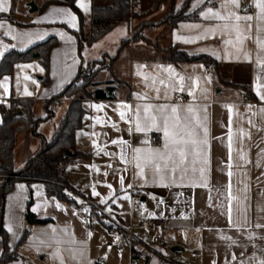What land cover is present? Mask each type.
I'll return each mask as SVG.
<instances>
[{
    "label": "crops",
    "instance_id": "0c3cea01",
    "mask_svg": "<svg viewBox=\"0 0 264 264\" xmlns=\"http://www.w3.org/2000/svg\"><path fill=\"white\" fill-rule=\"evenodd\" d=\"M47 1L0 0V7L7 9L0 14L12 18L0 19V62L11 50L24 52L49 39L57 42L49 56L48 84L43 83L45 71L37 59L15 64L10 75L0 78V105L10 99L29 101L35 118L45 116L44 104L72 81L81 61L85 63L75 38L56 26L63 24L77 31L78 17L68 7L46 5ZM183 1L175 7H181ZM30 2L37 8L34 13L29 12ZM136 2L139 16L127 24L126 38L140 24L158 23L160 19L151 17L164 5L143 15L152 4L139 9ZM75 4L87 28L91 0H75ZM261 4L264 0H238V6L231 0H191L185 14L195 19L181 21L174 28L147 27L142 33L161 48L177 46L190 56L213 58L221 64L224 79L249 86L251 98L243 90L218 84L201 63L165 62L162 52L145 42H131L120 52L113 63L115 76L100 74L102 82H122L115 99L83 102L86 115L75 142L89 159L65 166L79 207L48 197L41 184L16 183L7 194L2 224L8 246L18 256L13 264H131L133 260L138 264H264ZM244 6L250 13L241 12ZM68 13L75 17V27ZM236 15L251 20L237 21ZM110 32L85 47L99 45ZM87 58L86 63L95 60L91 54ZM176 93L185 101L177 102ZM242 94L246 99L240 98ZM69 103H57L53 117L40 123L36 134L16 132V170L40 150L43 139L50 140ZM149 105L152 107L146 111ZM161 105L168 106L163 113ZM172 107L177 108L175 113ZM165 117L170 133H175L167 147L162 131ZM138 122L144 131L137 130ZM181 139L189 142H173ZM192 139L197 143L192 144ZM29 190L31 213L49 223L26 222ZM94 204L99 208L92 213ZM149 218L164 219L167 225L135 229L132 244L127 243V228ZM112 223L120 226L118 234L108 232ZM24 230L27 236L18 245ZM172 247L179 249L175 258Z\"/></svg>",
    "mask_w": 264,
    "mask_h": 264
},
{
    "label": "trees",
    "instance_id": "16d2710c",
    "mask_svg": "<svg viewBox=\"0 0 264 264\" xmlns=\"http://www.w3.org/2000/svg\"><path fill=\"white\" fill-rule=\"evenodd\" d=\"M178 1L152 0L151 7L144 11L143 15L156 11L165 2H170L171 4V9L158 23H144L137 26L129 38L120 42L117 53L114 56L104 54L101 59L87 63L81 61L72 81L56 94L51 101L44 104L45 116L43 118L34 117L32 103L29 101L10 99L6 105H0V264H13L18 260L15 250H10L8 246L7 234L2 224L6 196L16 183H24L28 187L33 184H41L48 197L68 203L75 208L79 207L73 200L72 193L74 190L68 182L65 166L73 160L89 159V155H84L77 150L75 142V134L81 128L83 118L86 115L83 102L86 100H105L106 95L110 93H113V98L115 99V91L118 86L122 85V82H102L100 74L105 72L110 76H115L113 63L120 52L131 42L142 41L148 46L161 51L164 61L169 64L201 63L206 69L212 71L218 84L243 90L251 98L249 86L233 84L224 79L221 64L213 58L206 55L190 56L177 46L161 48L143 36L144 28L161 25L174 28L181 21L196 18L185 14L191 0H184L182 6L176 8ZM51 4L66 6L78 17L80 28L77 31L71 30L63 24L56 25L64 28L75 38L78 52L84 46H90L100 40L116 26L129 24L132 18L139 16L135 12L136 0H91V18L87 28H85L84 18L76 7L75 0H48L46 2V5ZM0 19L12 20L11 16L5 14H0ZM56 44L55 39H49L24 52L9 51L0 62V78L10 75L15 64L37 59L45 71L43 83L48 84L49 56ZM63 100H69L70 103L50 140L46 141L43 139L40 150L26 160L22 169L16 170L13 162L16 132L30 130L36 134L38 125L51 119L53 117V107ZM31 204L32 193L29 190L25 211L26 222L28 224L49 223V220L38 219L31 213ZM97 207L99 208L95 204L92 206V213ZM27 233V230L22 232L18 245L24 243ZM133 252L136 253L134 248Z\"/></svg>",
    "mask_w": 264,
    "mask_h": 264
},
{
    "label": "rangeland",
    "instance_id": "374dc122",
    "mask_svg": "<svg viewBox=\"0 0 264 264\" xmlns=\"http://www.w3.org/2000/svg\"><path fill=\"white\" fill-rule=\"evenodd\" d=\"M138 2L140 4L139 9L140 8L146 9L152 4V0H138ZM16 4H17V1H16ZM168 4H169L168 2L164 3V5L161 6L160 10L157 13H155V15H152L154 17H151V18L155 20L161 19L164 13H166L169 10ZM125 28L127 29V24L118 25L114 30L110 32V34L107 37H105L103 41H101V43H99V45H95V47H92V49H87L84 46L81 49V53H82L83 59H85L84 60L85 63L88 59L87 58L88 55L90 54L95 60L101 59L102 57L101 54L104 53L105 51L108 52L112 56L116 55L117 49L119 47L121 40L125 39L128 36L127 30ZM123 30H126V31H123Z\"/></svg>",
    "mask_w": 264,
    "mask_h": 264
},
{
    "label": "built area",
    "instance_id": "2783aa9c",
    "mask_svg": "<svg viewBox=\"0 0 264 264\" xmlns=\"http://www.w3.org/2000/svg\"><path fill=\"white\" fill-rule=\"evenodd\" d=\"M241 12L248 14L250 13V9L247 6H244L241 8ZM174 98L177 102H184L185 98L184 96H182L180 93H176L174 95ZM241 99H246V97L242 94L240 95ZM113 93L107 94L105 97V100H113ZM167 225V221L164 219H153V218H149V219H141L138 220L137 223L134 226H130L127 228V230L125 231V238H126V242L129 244H132L133 240H134V234L133 231L135 229H139V230H148L154 227H165ZM120 226L116 223H112L110 224V227L108 228V232L112 235L114 234H118L120 232ZM173 258L176 257V253H172ZM98 264H102L101 261H98ZM131 264H138V262L136 260H133L131 262Z\"/></svg>",
    "mask_w": 264,
    "mask_h": 264
},
{
    "label": "snow or ice",
    "instance_id": "6c2138e0",
    "mask_svg": "<svg viewBox=\"0 0 264 264\" xmlns=\"http://www.w3.org/2000/svg\"><path fill=\"white\" fill-rule=\"evenodd\" d=\"M231 3H233V4H236L237 6H238V0H231ZM81 7H87L86 5H84V4H81ZM260 7H261V9H262V11H264V4H261L260 5ZM7 9L5 8V7H0V12H2V11H6ZM209 13H211L212 15H214V16H219V13H212V10L211 9H209ZM68 15H69V17H70V22H73L72 23V26L73 27H75V23H74V21H75V17L74 16H72L71 15V13H68ZM207 15V14H206ZM220 19H226V17H223V16H220L219 17ZM235 19L237 20V21H240V20H251V17H241V16H239V15H236L235 16ZM261 99H264V95H261ZM151 105H149V106H147L146 107V111H149L150 109H151ZM168 108V106L167 105H161V106H159V110L163 113L166 109ZM188 112L189 113H191L192 111H193V109H192V107L191 106H189L188 107ZM171 111L173 112V113H175L176 111H177V108L176 107H172L171 108ZM121 118L123 119L124 117H125V114L123 113V112H121ZM152 120H153V124H155V120H156V118L155 117H152ZM167 123H168V121H167V117H165L164 118V127H163V129H162V131L164 132V136H165V139H166V145H165V147H167V142H168V140H169V138L170 137H174V135H175V133H170V131H169V128H168V126H167ZM137 130L138 131H144L145 129H143V128H141L140 127V125H139V122L137 123ZM205 131V134L207 133V129H205L204 130ZM188 135L189 136H192V135H194V133L193 132H189L188 133ZM173 142H175V143H188L189 141H184L183 139H181L180 141H175V140H173ZM191 143L192 144H196L197 143V141L195 140V139H192L191 140ZM203 143H207V141L205 140V141H203ZM137 152H139L140 151V149H137L136 150ZM180 155H181V157L183 158L184 157V152H183V150H180ZM171 157H169V159H170ZM159 166H157V168H158ZM173 171H175V169H173ZM141 175H143V169H141Z\"/></svg>",
    "mask_w": 264,
    "mask_h": 264
},
{
    "label": "water",
    "instance_id": "95a60500",
    "mask_svg": "<svg viewBox=\"0 0 264 264\" xmlns=\"http://www.w3.org/2000/svg\"><path fill=\"white\" fill-rule=\"evenodd\" d=\"M36 10H37L36 6L34 5L33 2H31V3L29 4V12H30V13H34ZM19 115H21V114L19 113ZM67 155H69V153H67ZM178 250H179V249H178L177 247H172V248L170 249V252H171V253H176Z\"/></svg>",
    "mask_w": 264,
    "mask_h": 264
}]
</instances>
